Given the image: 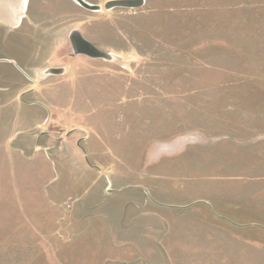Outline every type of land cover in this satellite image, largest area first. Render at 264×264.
<instances>
[{"label":"rangeland","instance_id":"rangeland-1","mask_svg":"<svg viewBox=\"0 0 264 264\" xmlns=\"http://www.w3.org/2000/svg\"><path fill=\"white\" fill-rule=\"evenodd\" d=\"M40 1L53 146L0 99V264H264V0Z\"/></svg>","mask_w":264,"mask_h":264},{"label":"crops","instance_id":"crops-1","mask_svg":"<svg viewBox=\"0 0 264 264\" xmlns=\"http://www.w3.org/2000/svg\"><path fill=\"white\" fill-rule=\"evenodd\" d=\"M29 2L24 9L20 4L15 5L14 21L0 18V99L10 95V101L20 105L21 113L24 109L22 118L19 116L17 120L31 122V128L39 127L38 140L43 141L44 148L52 149L51 140H47L52 132L41 127L52 117L54 105L40 100L44 89L36 84L50 74L51 68L60 67L67 45L59 31H55L56 25H51L45 17L48 11H56L58 1L47 5L40 1L34 11Z\"/></svg>","mask_w":264,"mask_h":264},{"label":"water","instance_id":"water-1","mask_svg":"<svg viewBox=\"0 0 264 264\" xmlns=\"http://www.w3.org/2000/svg\"><path fill=\"white\" fill-rule=\"evenodd\" d=\"M78 3L83 5L86 8L92 10H101L102 6L98 4H92L86 0H76ZM146 0H107L104 3L106 9H112L116 7L124 8H139L144 5ZM71 42L74 47V50L77 53H87L94 56H108L105 52L100 51L94 44L84 38L76 30L71 33Z\"/></svg>","mask_w":264,"mask_h":264},{"label":"bare ground","instance_id":"bare-ground-1","mask_svg":"<svg viewBox=\"0 0 264 264\" xmlns=\"http://www.w3.org/2000/svg\"><path fill=\"white\" fill-rule=\"evenodd\" d=\"M0 3L4 4L7 7V16L11 21H14L16 18V15L14 14V7H16L15 5L20 4L21 8L24 9L27 0H0Z\"/></svg>","mask_w":264,"mask_h":264}]
</instances>
